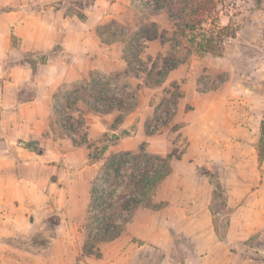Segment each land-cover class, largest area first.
Returning a JSON list of instances; mask_svg holds the SVG:
<instances>
[{"label": "crops", "instance_id": "1", "mask_svg": "<svg viewBox=\"0 0 264 264\" xmlns=\"http://www.w3.org/2000/svg\"><path fill=\"white\" fill-rule=\"evenodd\" d=\"M33 1L39 4L36 10L29 5ZM129 5L130 0H0V264H264V260L243 256L241 251L233 249L235 243L252 237V215L244 213L246 220L237 231L239 213L238 209L233 211L227 241L222 242L213 227L210 197L207 201L204 198L203 202L201 195L195 191L190 194L187 188L199 181L197 168L200 165L190 160L195 147L206 159L213 158L206 155L214 148L226 155L235 149L257 152L262 121L251 129L250 116L245 111L240 117L235 114L223 117L224 135L193 133L196 127H192L191 113L195 114L199 108L184 116L185 102L191 100L190 95L197 99L201 93L199 81L188 78L184 65L173 70L163 85L176 81L182 85L184 96L177 103L174 123L185 119L187 124L166 136V140L160 136V130L157 134L145 135L149 116L141 115L138 108L98 113L83 99L75 105V110H83L89 138L96 139L109 133L121 117L122 122L112 131L120 134L135 125V136L147 137V152L151 154H171L184 138L189 144L180 158L173 155L170 175L152 196L153 201L155 197L159 202L170 204L158 210L137 208L119 238L98 245L99 256L85 254L92 197L89 191L80 194L77 189L93 185L101 173L97 163L89 159L91 149L77 146L69 137L62 136L61 139L56 101L61 91L86 86L93 76L116 78L121 72L125 75L126 44L106 43L98 30L106 22L119 19ZM73 7L86 17L81 20L68 16V10ZM76 39L87 55L71 73L72 82L61 85L49 98L38 99L31 84L35 82L38 66L47 62L44 58L39 60V55L53 53L55 49L63 54L64 43ZM127 80L126 93L138 88L141 95L144 92L155 95L160 90L148 87L137 76H127ZM110 87L117 93L115 83ZM245 104L241 100L235 106L244 107ZM159 139L162 142L159 144L163 145L159 148L163 152L151 147V143L155 144ZM20 141H32V147L19 145ZM224 154L216 160H222ZM257 160L255 171L258 176L264 169V160ZM247 180L245 177L243 182L251 185L252 182ZM260 186L263 192L264 181ZM193 200H197V206L201 208L185 210ZM171 203L176 204L175 212L170 210ZM54 213L59 215V224L45 251L34 239L51 230L49 217ZM259 214L258 230L264 226V216ZM172 233L181 234L192 242V251L180 261L172 258ZM154 251L160 252L161 257L154 256Z\"/></svg>", "mask_w": 264, "mask_h": 264}, {"label": "rangeland", "instance_id": "2", "mask_svg": "<svg viewBox=\"0 0 264 264\" xmlns=\"http://www.w3.org/2000/svg\"><path fill=\"white\" fill-rule=\"evenodd\" d=\"M29 5L34 10L39 6V4L36 5V1L29 3ZM68 13V16L80 17L79 19L81 20L86 17L84 14L79 13L77 7H73L71 10L69 9ZM226 13L229 16L222 15L221 25L231 23L237 30V33L234 38L226 40L222 57H216L210 54L202 55L194 52L189 61L183 64V69L188 78H194L199 81V86H197L201 94L197 99L193 98L194 95H190L189 98L191 100L185 102L184 111L185 116V114L190 113L194 108H199L195 114L191 113L192 116L190 118L192 127H196L193 129V133L199 135H210V133L213 136L224 135L225 128L221 120L228 114H235L240 117L246 111L252 123L251 129H255L257 124L259 125L264 120V0H238L236 7L229 9ZM153 25H156V27L154 28ZM101 28L106 36L114 35L118 38L132 40L136 42L134 45L143 48L136 59L132 54L129 55L132 67L140 69L143 73L139 75L131 73L129 65L125 60L127 64L125 75L121 72L116 75V78L113 76H93L91 82L96 83L97 88L93 89L91 84H88L86 85L88 90L82 91L78 95L85 97L92 94L95 97H101L111 93L113 96L122 97L126 101L135 103L133 108H138L141 115L149 116L148 123L145 126V135L147 136L149 133L157 134L160 130V136L166 140V136L183 128L187 124L185 119L180 120L179 123H174V117L177 114V103L184 96V90H182V85L178 81L169 84L166 83V86L163 85L169 75L163 83L156 86H148L146 79L147 73L151 70L152 65L156 63L157 68H161L163 59L170 55L171 40L177 33L175 21L172 20L167 10L154 12L130 0L128 10L119 19L108 21ZM149 30H155L159 34L164 35V40L147 41L146 39L149 35L146 32ZM178 41L182 40L179 39ZM182 45H185L184 41ZM60 52L57 49L55 52L49 53L48 57L58 56L62 54ZM48 57L46 60H48ZM41 58L43 57L39 55V60H42ZM127 76H137L143 79V82L148 87H156L160 90H157L158 92L155 95L145 92L141 95L138 93V88L135 92L126 93V82H129ZM185 81L183 80V82ZM111 83H115V89L117 90V93H115L120 94V96H117L112 91L110 87ZM74 89L71 88L68 91H61L58 95V99L61 101L60 108L65 116L64 120H68L64 126L63 119L58 115L59 135L61 139H63L62 136L71 138L69 135H72L79 142L87 139L93 143L94 146L91 148V155L98 159L95 163H97L100 173L106 171L116 157L123 156L127 153L137 154L141 151V148L148 151L149 145L145 142L147 141V137L143 135L142 139L135 136L136 128L134 135L130 136L122 135L123 132L120 134L114 133L111 129L109 133L100 135L96 139L89 138L85 129L86 123L83 120V110H75V105L68 106L62 99L64 94L73 95L76 92ZM241 100H244L246 103L244 107L240 105L239 107L235 106L236 102H240ZM161 128L163 129L161 130ZM55 129L56 126H54ZM185 131L187 132V130ZM48 135L50 136V134ZM115 135H122L123 137L116 140L114 139ZM108 142L111 144L110 147L112 146L113 148H109L108 151L101 155L100 151ZM159 143H162L160 139L155 144L151 143L152 149H160L159 147L163 145ZM188 145L187 139L184 138L179 147L174 148L172 151L170 149L171 154L176 159L180 158L183 152L187 150ZM198 150L196 147L193 149L190 160L200 165L198 168H201L203 175L198 174L197 168L199 181L197 184L187 186L189 188L188 193L191 194L195 191L198 196L201 195L200 198L203 202L205 199L207 201L210 197L209 210L211 211V215L218 213L221 232H223L226 217L221 208V199H215L214 196L216 190L221 192L222 183L212 175L217 176L218 173L224 170L228 176L229 205L233 208V211L238 209L239 213L236 223L237 231L243 227V221L246 220L243 217L244 213L246 215H252L250 223L251 233L253 234L250 235H252L251 238L254 237V240H249V238L245 241H240V243H235V248L233 249L235 251H241L239 253L243 254V256L246 255L258 260H264V226L258 230L259 224L257 225L256 223V221H259V213H262L264 216V191H260V185L264 181V169L257 176V171H255L258 164L257 152L252 149L243 151L238 149L229 150L230 153L227 155L221 153L224 154V158L217 161L216 159L221 154L216 148L213 151L209 150L206 155L213 157L211 159L200 156ZM160 151L163 152V149H160ZM259 169H261V166ZM245 177L248 179L247 181L252 182L251 185H249L250 182H247V184L243 182ZM91 189L92 185L89 187L84 185L79 187L77 192L83 194L89 191L91 193ZM157 189L153 195L157 193ZM152 196L148 199L147 205L153 207L154 210L161 209L170 204L168 202H159L155 197L153 201ZM171 205L170 210L175 212L174 208L176 204L171 203ZM189 205L192 207H185V210L201 208L197 206V200L189 202ZM174 212H172L173 216L175 214ZM172 237V243L174 245L172 258L180 261V259L182 260L183 257L192 251V242L190 239L184 238L183 235L178 233H172ZM154 254L156 257H161L162 255L157 251H154Z\"/></svg>", "mask_w": 264, "mask_h": 264}, {"label": "trees", "instance_id": "3", "mask_svg": "<svg viewBox=\"0 0 264 264\" xmlns=\"http://www.w3.org/2000/svg\"><path fill=\"white\" fill-rule=\"evenodd\" d=\"M238 0H133L134 3L142 7L158 12L167 10L175 21L177 33L171 40V53L163 59L161 68H157L156 63L152 65L147 73L146 84L156 86L164 82L167 76L181 65L187 63L194 52L202 55L210 54L216 57H222L224 45L227 39L234 38L237 30L233 24L221 25L222 15H227L229 9L236 7ZM155 28L156 25H153ZM103 41L106 43L124 42L125 60L129 65L131 73L139 75L143 73L140 69L132 67L129 55L132 54L136 59L143 48L134 45L136 42L118 38L114 35L106 36L102 28L98 30ZM149 37L147 41L164 40V35L157 31L149 30L146 32ZM182 41H178V40ZM183 41L185 45H182ZM57 49L54 50V52ZM43 61L46 62L49 53L40 54ZM133 58V59H134ZM96 89L97 85L93 81L89 85ZM76 92L73 95L64 94L62 99L68 106L76 105L83 99L91 110L98 113H105L110 110L118 109L120 111H129L135 103L124 100L122 97L109 95L95 97L88 95L81 97L78 93L88 90L86 86H76ZM57 106L55 108L57 115L63 119L65 126L68 120L60 108L61 101L57 97ZM122 122V118L117 119L113 126ZM136 126L124 130L122 135H134ZM66 130V129H65ZM122 135H115L114 139H120ZM148 135H152L149 133ZM77 146H86L93 148L94 144L85 139L83 142L77 141L72 135H69ZM19 145L26 148L32 147V141H20ZM110 142L106 143L100 154H104L110 148ZM259 161L264 160V120L261 123V135L257 147ZM173 155L166 156L154 155L147 152L144 148L137 154L127 153L116 157L106 171L101 173L93 183L91 189V203L89 206L87 224L88 240L85 244L84 252L86 255L99 256L98 245L104 242H111L119 238L124 232L126 224L130 221L132 213L140 207H149L147 201L153 195L154 191L171 173V161ZM90 161L97 162L98 159L89 156ZM198 174L203 175L201 168H198ZM222 183L221 192L216 190L215 199H221V208L226 217L223 226V232L220 228V219L218 213H213V227L220 241H227V232L230 227V217L233 209L229 205V187L228 176L223 170L218 175H212ZM102 177V178H101ZM123 188V189H122ZM214 203V202H213ZM214 206V204H213ZM212 207V206H211ZM158 210V209H157ZM51 230L47 233H40L34 241H39V246L46 251L50 246V240L56 235V226L59 224V215L54 213L49 217ZM249 240H254L250 238Z\"/></svg>", "mask_w": 264, "mask_h": 264}, {"label": "clouds", "instance_id": "4", "mask_svg": "<svg viewBox=\"0 0 264 264\" xmlns=\"http://www.w3.org/2000/svg\"><path fill=\"white\" fill-rule=\"evenodd\" d=\"M63 47V54L50 57L46 63L38 66L35 82L31 84L36 90L38 99L49 98L61 85L71 83V73L78 62L87 55L78 39L66 41Z\"/></svg>", "mask_w": 264, "mask_h": 264}]
</instances>
